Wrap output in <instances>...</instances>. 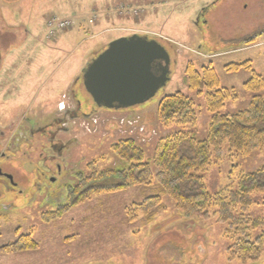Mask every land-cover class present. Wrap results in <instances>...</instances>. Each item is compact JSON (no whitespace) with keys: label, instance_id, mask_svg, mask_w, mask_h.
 <instances>
[{"label":"rangeland","instance_id":"rangeland-1","mask_svg":"<svg viewBox=\"0 0 264 264\" xmlns=\"http://www.w3.org/2000/svg\"><path fill=\"white\" fill-rule=\"evenodd\" d=\"M120 4L125 5L121 13ZM94 15L95 22L89 24ZM51 18L72 24L59 31L48 26ZM50 30L55 33L50 35ZM134 33L166 45L170 79L141 105L96 110L61 134L64 140L71 139L64 154L68 168L73 164L76 169L67 180L70 184L77 182L75 175L86 178L93 170L116 168L119 160L111 145L119 139L131 137L150 159L156 141L174 128L157 119L163 95L180 91L194 98L198 123L184 129L204 135L210 117L184 83L188 62L197 68L211 61L219 87L236 90L238 98L227 101L223 112L247 105L250 93L243 84L252 71L264 77V0H0V168L13 175L16 192L26 191L5 195L0 190V247L24 234L36 242L18 252H0V264H241L226 255L231 244L224 236L228 224L216 221L212 211L205 219L186 217L162 196L164 208L155 210L150 221L142 213L129 221L126 208L159 193L155 184L98 193L53 220L42 215L57 207L30 194L32 176L16 158L20 151L16 145L27 131L24 115L44 119L57 108L72 106L68 94L75 79L82 111L92 112L95 103L83 87L82 69L106 44ZM245 60L251 61L250 69L225 68ZM224 149L223 159L203 173L211 193L238 173L264 165V150L242 155ZM247 213L260 217L264 203L251 206ZM247 264H264V252L259 261Z\"/></svg>","mask_w":264,"mask_h":264},{"label":"trees","instance_id":"trees-1","mask_svg":"<svg viewBox=\"0 0 264 264\" xmlns=\"http://www.w3.org/2000/svg\"><path fill=\"white\" fill-rule=\"evenodd\" d=\"M225 68L230 71L250 69L251 61L232 62ZM183 72L184 83L202 100L210 117L204 135L184 129L188 125L196 127L198 123L194 98L180 91L163 95L157 103V119L164 127L174 128L156 141L150 159H145V150L131 137L119 139L111 145L119 165L93 170L86 178L78 176L64 206L42 216L53 220L75 203L101 192L155 184L159 193L126 208L129 221L140 213L150 221L155 210L164 208L162 196H166L186 217L205 219L212 211L216 221L228 224L224 236L231 244L226 255L241 264L257 262L264 252V213L253 217L247 212L251 206L264 203V165L238 173L234 180L214 193L206 187L203 173L223 159L225 147L230 153L236 151L242 155L264 150V77L252 71L243 84V89L250 93L247 105L229 113L222 108L227 101L237 99L238 93L233 87H219L211 61L197 68L193 62H188ZM35 245V240L24 234L1 246L0 252H18Z\"/></svg>","mask_w":264,"mask_h":264},{"label":"water","instance_id":"water-1","mask_svg":"<svg viewBox=\"0 0 264 264\" xmlns=\"http://www.w3.org/2000/svg\"><path fill=\"white\" fill-rule=\"evenodd\" d=\"M170 63L157 40L139 34L118 37L86 63L83 87L97 107L127 109L152 99L166 85Z\"/></svg>","mask_w":264,"mask_h":264},{"label":"flooded vegetation","instance_id":"flooded-vegetation-1","mask_svg":"<svg viewBox=\"0 0 264 264\" xmlns=\"http://www.w3.org/2000/svg\"><path fill=\"white\" fill-rule=\"evenodd\" d=\"M166 42L172 43L170 40ZM163 45L168 49L165 44ZM71 84L72 89L68 95L73 105L57 108L44 119L25 114L23 122L27 125L26 135L21 136L23 138L22 141L16 145L17 148H20L16 158L20 159L26 166V174L32 176L29 178L31 179V196L35 193L42 197L41 201L51 203L57 208L64 206L63 195L65 200L70 196L74 182L70 184L67 180H69L70 176L72 178V175L76 172V169L72 166L73 164L68 168L70 164H66L68 159L64 155L71 147L69 146L71 139L64 140L61 134L69 132L75 120L89 119L95 114L96 110H105L94 105V107H91L92 112L82 111V103L78 99L74 88L76 79ZM74 141L75 139L72 140V142ZM28 148L30 150L26 152ZM23 149H25L24 153L21 152ZM8 152L12 156V151L8 150ZM74 177L77 179V175ZM24 180L28 181L27 178ZM0 190L5 195L6 193L16 192V183L13 180V175L6 171L3 172L1 168ZM17 192L25 193L26 191L18 190Z\"/></svg>","mask_w":264,"mask_h":264},{"label":"built area","instance_id":"built-area-1","mask_svg":"<svg viewBox=\"0 0 264 264\" xmlns=\"http://www.w3.org/2000/svg\"><path fill=\"white\" fill-rule=\"evenodd\" d=\"M95 17V15L89 20V23H91V22H93V20L95 19L94 18ZM53 25H55V28L57 29V30H63V29H65V28H68V26H70L71 25V20H58V19H49L48 20V26H53ZM55 32L53 31V30H50V35H53Z\"/></svg>","mask_w":264,"mask_h":264},{"label":"crops","instance_id":"crops-1","mask_svg":"<svg viewBox=\"0 0 264 264\" xmlns=\"http://www.w3.org/2000/svg\"><path fill=\"white\" fill-rule=\"evenodd\" d=\"M111 15V14H110ZM110 15H108L107 17H110Z\"/></svg>","mask_w":264,"mask_h":264}]
</instances>
